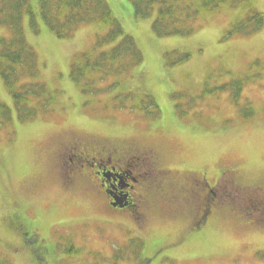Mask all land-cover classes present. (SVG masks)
<instances>
[{
  "label": "rangeland",
  "instance_id": "rangeland-1",
  "mask_svg": "<svg viewBox=\"0 0 264 264\" xmlns=\"http://www.w3.org/2000/svg\"><path fill=\"white\" fill-rule=\"evenodd\" d=\"M106 1L123 33L134 39L143 62L122 77L103 101L106 104L105 98L126 92L147 94L154 98L159 115L146 118L142 111L116 110L83 95L70 81L69 68L75 55L88 50L97 35L108 31V25L86 22L70 36L60 38L41 21L40 0H28L21 29L24 41L37 54L40 71L34 80L59 95L52 103V111L18 123L0 78V102L12 110L13 118L10 137L0 132V254L10 256L12 264H27L34 256L25 245L22 254L13 256L20 243V236L11 228L13 198L18 196L23 215L37 221L41 235L48 237L49 242L52 243V231L59 230L54 240L60 244L58 258L69 264L75 260L80 264H138L147 254L151 259L148 264H264L257 258L259 252L264 253V212L261 222H253L255 218L236 205L245 193L255 195L257 207L264 204L259 192L241 188L243 181L255 186L258 180H264V27L249 37L226 38L231 24L244 17L240 9L231 8L205 16L190 36L159 38L151 29L152 17L134 19L127 0ZM44 2L48 17L53 19V13L57 14L56 0ZM251 9L263 12L264 0H255ZM101 16L105 17L103 13ZM0 37L10 38V30L1 26ZM173 52L188 53L189 58L175 66L165 65V54ZM256 60L259 65L249 70ZM248 73L260 77L243 86L240 107L235 108L228 91L218 88ZM205 87L213 92L201 98ZM174 94L176 99L172 98ZM240 110L252 116L243 119ZM107 137L129 138L134 142L112 141L120 145L133 143L127 146L130 148L151 145L160 154L159 167L161 164L169 169H197L207 174L206 180L211 184L216 179L218 183L223 170L236 168L241 182L236 181L241 187L234 186L233 202L228 195L222 197L224 206L233 208V218L220 221L217 215L215 220L201 222L197 211L200 207H187L191 221L187 211L179 218L168 217L154 206L146 214L147 229L143 227L139 232L138 221L129 212L107 210L103 195L82 184L81 176L93 183L87 164L81 163L84 169L80 168L76 178L72 171L67 173L54 163L59 142L72 144L70 139L76 138L89 141L86 145L90 147L91 140ZM70 151L76 152L72 145L66 149L59 146L61 166L62 156ZM101 158H96L99 171L119 193L117 196L127 195L129 199L132 189H118L120 179L129 175ZM141 161L151 166L139 168L144 181L156 185V168L148 160ZM25 187L31 191L27 198L17 194ZM181 199L184 202L182 195ZM134 241L142 246L133 248ZM72 247L81 252L67 257L63 250ZM116 251L120 253L114 258Z\"/></svg>",
  "mask_w": 264,
  "mask_h": 264
},
{
  "label": "trees",
  "instance_id": "trees-1",
  "mask_svg": "<svg viewBox=\"0 0 264 264\" xmlns=\"http://www.w3.org/2000/svg\"><path fill=\"white\" fill-rule=\"evenodd\" d=\"M128 1L135 18H150L155 13L151 27L158 37L188 36L194 32V23L202 13L217 10L227 3L234 6L243 3L242 0H197L196 4L189 0ZM56 4L57 14L53 13L52 19L48 17L47 4L40 0L39 14L57 37L70 36L81 23L92 21L111 26L108 35L97 38L94 47L78 55L70 67L69 78L80 87L82 93L100 97L108 87H102L99 83L110 76L119 79L130 68L141 63L142 55L129 36H123L112 48L102 50L116 36H122L120 27L112 18L104 0H56ZM27 6L28 0H0V26L7 27L11 32L10 38H0V76L13 100L19 121L29 120L38 113L46 112L53 98L42 84L20 82L23 77H34L37 74L35 54L22 37L21 20ZM102 13L105 17L101 16ZM242 20L233 24L231 33L250 35L258 31L264 23V13L253 14ZM165 58L167 64L172 65L171 55L166 54ZM9 122L10 112L0 103V123ZM0 264H8V261L1 258Z\"/></svg>",
  "mask_w": 264,
  "mask_h": 264
},
{
  "label": "flooded vegetation",
  "instance_id": "flooded-vegetation-1",
  "mask_svg": "<svg viewBox=\"0 0 264 264\" xmlns=\"http://www.w3.org/2000/svg\"><path fill=\"white\" fill-rule=\"evenodd\" d=\"M128 144L125 146H109L104 145L95 149H90L88 147H83L80 143H75L72 145V149L75 150L78 154H74V151H70V155L75 158L73 160L67 155L62 156V165L67 171H73V169L80 170L81 163L89 164L92 168L95 164L88 162L86 158L94 157H106L108 163L114 161L118 169L128 175L134 174L135 177L130 179L131 184L125 183L124 181L120 182L119 188L129 187L132 189V199L127 200L126 196L118 197L115 192L110 190V187L103 179V175L99 171V167L95 165L94 174L99 178L98 186L103 189L107 197V205L113 210L124 211L130 210L136 215L139 228H143L146 222V214L155 206H158V211L161 209V215L174 217L183 214L187 211L188 215L191 214L187 207L192 210L200 207L199 216L201 220H205L208 214H211L210 208H219V204L212 198L206 195L205 190L203 189V196L201 192V185H206L203 181H196L195 179L186 181V177L182 172H179L175 169L163 168L160 164V167L157 165L159 155L152 149L142 148L141 150L138 147L131 146ZM79 148V152L76 147ZM82 146V147H81ZM142 159L148 160L157 170L158 173V183L156 185H149L144 181L143 175L139 172L140 169H145L151 167ZM58 160V159H57ZM141 161V162H140ZM75 163V164H74ZM83 164V165H85ZM167 180L164 183H161L162 180ZM237 177L233 176V172L229 174L228 178L225 179L227 185L233 191V184L238 188L241 187L237 183ZM259 184L255 186H249L251 184L246 183L242 185L241 188L245 187L243 191L245 192H256L260 193L264 198V180L258 181ZM198 185V186H197ZM197 186V187H196ZM181 195L184 199V202L181 199ZM214 196L216 194L214 193ZM246 201L249 203L250 207L259 212H264V204L260 207H257L258 199L254 194L245 193ZM116 203L121 204L122 208H113L111 204ZM157 203V205H156ZM207 203L210 204V207L207 209ZM14 206L19 207L14 203ZM17 212V210H16ZM15 218H18L17 216ZM18 230H21L23 235L22 244L29 247V245H34L33 250L30 249L32 256V264H48L50 257L53 251V247L48 241V238L37 233L35 229L30 227V224L26 219L22 218L15 223ZM148 259H144L140 264H146Z\"/></svg>",
  "mask_w": 264,
  "mask_h": 264
},
{
  "label": "bare ground",
  "instance_id": "bare-ground-1",
  "mask_svg": "<svg viewBox=\"0 0 264 264\" xmlns=\"http://www.w3.org/2000/svg\"><path fill=\"white\" fill-rule=\"evenodd\" d=\"M88 162L95 164L96 165V158H86ZM58 161H54V163H57ZM82 164H85V162H80ZM95 165L94 167L92 166L91 171H95Z\"/></svg>",
  "mask_w": 264,
  "mask_h": 264
}]
</instances>
